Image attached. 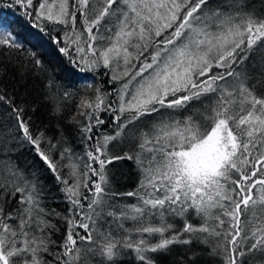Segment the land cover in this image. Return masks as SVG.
I'll return each mask as SVG.
<instances>
[{"label":"snow or ice","instance_id":"6c2138e0","mask_svg":"<svg viewBox=\"0 0 264 264\" xmlns=\"http://www.w3.org/2000/svg\"><path fill=\"white\" fill-rule=\"evenodd\" d=\"M14 4L36 27L63 26L59 51L117 87L85 82L73 140L36 129V108L0 91V264H119L129 253L156 264L154 254L177 245L191 253L186 264L196 251L209 264H264V58L252 60L264 49V9L248 0ZM10 28L0 17V47L20 49ZM45 88L54 114L75 99L54 77ZM24 149L54 176L63 212L48 204L55 196L39 169L16 162ZM122 161L138 175L127 192L110 167Z\"/></svg>","mask_w":264,"mask_h":264},{"label":"trees","instance_id":"16d2710c","mask_svg":"<svg viewBox=\"0 0 264 264\" xmlns=\"http://www.w3.org/2000/svg\"><path fill=\"white\" fill-rule=\"evenodd\" d=\"M39 2L40 0H34V5L38 7ZM218 2L219 0H212L214 4ZM248 4L255 7L257 12L264 9V0H248ZM28 11L34 10L29 9ZM24 12L25 9L15 5L14 0H0V17L11 22L10 30L22 44L20 49L0 47V91H7L10 95H14L18 103L25 100L28 105L36 108L34 113H30L36 129L47 130L49 135H52L59 127L70 140H73L74 129L69 124V120L75 112L79 96L85 94V82L100 86L104 91H112L117 85L106 82L109 78L101 74L103 69L96 72L81 71L82 65L77 66L59 51L60 47L65 46L63 26L40 21V27H36L37 21L34 16H26ZM57 39L61 43L58 44ZM31 53H35V58H32ZM261 58H264V49L256 52L252 60L258 62ZM35 59L42 62V69L35 67ZM49 77L55 78L61 90L67 88L75 95L73 100L61 101L62 111L58 114L53 113V105L45 99L47 92L45 83ZM87 94L92 95L90 90ZM114 98L113 93L110 99ZM102 116L105 120L112 118L110 113H103ZM147 119L149 118L145 117V120ZM107 130L112 131V127L108 126ZM74 147L77 151L80 150L78 144L74 143ZM122 147L127 149L128 146L123 145ZM15 159L23 167L31 166L39 169L41 179L47 186L50 196H55V199L48 200V204L56 211L63 212L67 204L62 200V194L58 190L55 178L34 153L24 149L16 153ZM110 167L113 169V182L117 191L127 192L135 188L138 175L131 162H115ZM125 199L133 202L132 198ZM58 226L63 230L62 225ZM193 250H196L195 246ZM154 255L156 264H186L191 253L186 246L177 245L170 252ZM196 257L195 264H209L208 257L199 251H196ZM119 264H136V262L134 256L129 253L120 258Z\"/></svg>","mask_w":264,"mask_h":264}]
</instances>
